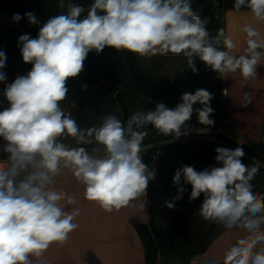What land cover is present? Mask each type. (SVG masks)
<instances>
[{"label":"clouds","instance_id":"9594fccd","mask_svg":"<svg viewBox=\"0 0 264 264\" xmlns=\"http://www.w3.org/2000/svg\"><path fill=\"white\" fill-rule=\"evenodd\" d=\"M58 7L66 11L48 18L36 38H18L23 62L32 68L4 88L9 106L0 110V152L6 154L0 159V264H45L49 247L64 244L78 228L73 222L78 209L66 211L61 201L67 194L54 188L62 168L84 185L86 200L111 213L130 206L156 178L155 168L141 156L148 126L179 139L189 134L182 127L193 113L201 125H214L213 95L201 88L183 93L175 108L158 102L135 111L126 123L108 115L99 126L82 129L60 102L67 97L68 79L84 70L90 52L109 47L149 58L183 54L193 72V58L198 57L220 76L239 73L242 83L255 78L264 62V38L255 27L244 26L246 47L236 55L237 44L223 29L210 35L207 19L193 10L192 0H93L87 9L58 0ZM233 7L250 9L256 20L264 21V0H234ZM24 16L29 24L40 23L34 12ZM22 18L17 13L12 20ZM5 66L6 55L0 51V69ZM5 80L0 71V82ZM251 102V93L245 92L241 106ZM197 103L201 107L194 108ZM68 137L80 146L64 143ZM93 144L91 152L84 146ZM215 152L219 166L197 171L184 165L175 171L177 195L166 206L174 208L187 191L184 185H191L189 201L203 196L199 215L205 221L243 233L224 253L223 264H264V194L254 191L252 183L264 163L253 158L245 165L242 147H217Z\"/></svg>","mask_w":264,"mask_h":264},{"label":"crops","instance_id":"0c3cea01","mask_svg":"<svg viewBox=\"0 0 264 264\" xmlns=\"http://www.w3.org/2000/svg\"><path fill=\"white\" fill-rule=\"evenodd\" d=\"M222 19L225 35L237 44L233 50L236 55L242 54L246 47L244 26L255 27L264 38V21L256 20L250 9L226 10ZM3 21L4 15L0 12V51L9 57L14 55V51L1 32ZM136 58L139 70L161 87L175 83L177 77L190 67L183 54L168 53L150 58L136 54ZM23 63V60L15 59L9 67L13 70ZM25 64L31 70L32 65ZM66 86L67 97L60 102V106L82 129L99 126L108 115H115L124 122V112L114 92L79 77L69 78ZM202 88L215 94L210 101L214 109L211 116L214 125L211 127L238 145L249 140H261L264 134V62L257 67V76L243 83L239 73L220 76L209 67ZM223 88L228 89L227 96L221 95ZM245 92L251 93L252 98L247 107L241 106ZM8 106L4 93H0V110ZM199 107L198 103L194 105V108ZM222 109L225 111L224 118ZM191 119L199 123L195 113ZM63 142L73 147L80 146L71 137ZM3 143L0 138V144ZM84 146L89 152L96 147L94 144ZM54 188L67 194L65 201H61L66 211L78 209L79 215L73 221L78 228L69 234L64 244L53 243L49 247L43 257L45 264H145L144 248L134 225L150 220L146 193L132 201L130 206L107 213L97 203L84 198V185L68 168L61 169L55 178ZM68 199L73 203L68 204ZM141 203L146 205L143 210L139 208ZM242 235L239 229L229 230L217 224L207 249L192 257L189 264H210L212 261L223 264L224 253Z\"/></svg>","mask_w":264,"mask_h":264},{"label":"trees","instance_id":"16d2710c","mask_svg":"<svg viewBox=\"0 0 264 264\" xmlns=\"http://www.w3.org/2000/svg\"><path fill=\"white\" fill-rule=\"evenodd\" d=\"M87 9L93 0H72ZM234 0H192L196 12L202 9V19H207V29L211 36H216L224 28L222 14L232 10ZM247 8H242L244 10ZM58 7V0H0V12L4 15L1 32L14 51L13 56L6 57L5 69L9 71L12 60H23L18 38L29 34L36 38L40 26L48 18L65 12ZM34 12L39 24H29L24 16ZM23 17L18 23L13 22L14 14ZM86 15V12L85 14ZM115 93L124 112V122L137 110L154 108L158 102L175 108L181 102L186 91L174 83L161 87L145 76L138 68L136 54L127 50L117 51L106 47L102 53L90 52L84 61V70L77 76ZM0 82V93H4L6 84L14 81ZM225 111L222 109V118ZM141 153L142 159L149 167L156 170V178L149 181L147 208L150 215L148 223H136L134 226L141 238L145 254V264H189L192 257L202 254L210 244L214 228L218 223L205 221L199 215L203 196L189 201L191 185H184L187 191L182 199L168 208L177 195V187L172 183L175 171L184 165L193 166L197 171L209 166H219L215 160L217 147L235 149L242 147L245 155L242 162L248 165L255 158L264 163V143L249 140L236 144L224 135L218 137L224 142H215L207 138H189L174 140L156 133L148 126ZM254 191L264 194V167L252 181Z\"/></svg>","mask_w":264,"mask_h":264},{"label":"water","instance_id":"95a60500","mask_svg":"<svg viewBox=\"0 0 264 264\" xmlns=\"http://www.w3.org/2000/svg\"><path fill=\"white\" fill-rule=\"evenodd\" d=\"M196 13L202 18L201 8H198ZM193 62L197 71L193 72L192 68L189 67L185 73L180 74L177 77L174 84L180 89L194 94L197 89L202 88L208 73L209 66L205 65V63L198 57H194ZM261 142L264 143V134L262 135Z\"/></svg>","mask_w":264,"mask_h":264},{"label":"built area","instance_id":"2783aa9c","mask_svg":"<svg viewBox=\"0 0 264 264\" xmlns=\"http://www.w3.org/2000/svg\"><path fill=\"white\" fill-rule=\"evenodd\" d=\"M221 46H223V45H221ZM18 76H19L18 73H14V79H16ZM224 89H227V88H223L221 90L222 96H226L223 94ZM227 92H228V89H227ZM212 95H213V97H215L214 93H212ZM225 121H227V120L225 119ZM202 127L207 128L208 133H204V134L199 133L198 130ZM184 131H187L189 134L188 135L182 134L179 139H174L173 137L172 138L174 140L189 139V138H207V139H210V140L215 141V142H224L218 137L219 133H218V130L216 128L206 127L204 125H201L200 123H198L194 119H190L189 121L186 122V124L182 127V133ZM230 140L233 141L232 139H230ZM5 158H6V154L3 152H0V159H5Z\"/></svg>","mask_w":264,"mask_h":264},{"label":"rangeland","instance_id":"374dc122","mask_svg":"<svg viewBox=\"0 0 264 264\" xmlns=\"http://www.w3.org/2000/svg\"><path fill=\"white\" fill-rule=\"evenodd\" d=\"M0 71H3L5 73L6 80H12L14 79L15 72H17L20 76H22V75H26L27 72L30 71V69L27 64L23 63V64L16 65V67L13 70L9 68V71H8L7 69L4 68V69H0Z\"/></svg>","mask_w":264,"mask_h":264},{"label":"bare ground","instance_id":"6f19581e","mask_svg":"<svg viewBox=\"0 0 264 264\" xmlns=\"http://www.w3.org/2000/svg\"><path fill=\"white\" fill-rule=\"evenodd\" d=\"M200 129H205L204 127L200 128ZM207 129V128H206ZM206 133H208V130L206 131Z\"/></svg>","mask_w":264,"mask_h":264}]
</instances>
